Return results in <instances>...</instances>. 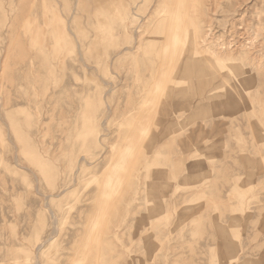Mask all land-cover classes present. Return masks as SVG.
I'll list each match as a JSON object with an SVG mask.
<instances>
[{
  "label": "rangeland",
  "instance_id": "374dc122",
  "mask_svg": "<svg viewBox=\"0 0 264 264\" xmlns=\"http://www.w3.org/2000/svg\"><path fill=\"white\" fill-rule=\"evenodd\" d=\"M0 264H264V0H0Z\"/></svg>",
  "mask_w": 264,
  "mask_h": 264
},
{
  "label": "bare ground",
  "instance_id": "6f19581e",
  "mask_svg": "<svg viewBox=\"0 0 264 264\" xmlns=\"http://www.w3.org/2000/svg\"><path fill=\"white\" fill-rule=\"evenodd\" d=\"M126 7V6H125ZM117 9V8H116ZM116 16V15H115ZM141 35V34H140ZM112 38V37H111ZM205 40V39H204ZM139 42V41H138ZM205 42V41H204ZM208 65V64H207ZM245 80V79H244ZM246 82V81H245ZM247 83V82H246ZM245 83V84H246ZM104 98V97H103ZM105 103V102H104ZM107 104V103H106ZM75 180V179H74ZM74 182V181H73ZM71 188V187H70ZM55 236V235H54ZM51 237V236H50ZM54 238V237H53ZM42 246V245H41ZM41 246H39V248H41Z\"/></svg>",
  "mask_w": 264,
  "mask_h": 264
}]
</instances>
